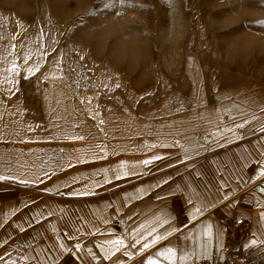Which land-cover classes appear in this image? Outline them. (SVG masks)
I'll list each match as a JSON object with an SVG mask.
<instances>
[{
  "label": "snow or ice",
  "instance_id": "obj_1",
  "mask_svg": "<svg viewBox=\"0 0 264 264\" xmlns=\"http://www.w3.org/2000/svg\"><path fill=\"white\" fill-rule=\"evenodd\" d=\"M119 2L123 5L125 0ZM104 6L113 5L105 3ZM255 23L264 26V20H257ZM15 47V44L10 45L11 49ZM37 55L39 58L30 65L33 54L30 51L25 52L22 57L23 69L19 67L15 55L11 52L5 57L8 66L3 69V78L0 79V93H5L7 98L16 96V100L6 103V97L0 96V143L15 145L35 142L33 137L26 138L25 134L37 128H43L45 132L50 133L49 143L59 139L98 141L99 132H104L107 136L108 132L102 126L109 121L101 116L102 106L93 105L87 109L69 111L65 104L61 110L59 105L71 99L61 93L56 99L57 106L53 109L47 90L42 92L47 125L24 122V116L30 109L22 107L27 102V97L19 84L20 79L31 82L30 78L39 71L43 55L42 53ZM58 78L51 77L53 80ZM90 86L95 87L91 84ZM116 88H120V85L117 84ZM17 93L20 95L17 96ZM86 99L91 105L92 98ZM84 103L85 98H81L80 104ZM245 103L247 107L244 106ZM184 107L191 108V104L181 100L176 111L182 112ZM77 111L81 115L87 111L91 118L98 122L95 125L97 134H92V125H84L87 129L84 134L64 130L65 125L60 121H66ZM224 111L228 112L234 126L225 125L221 128L219 121L215 124H197V121L205 119L199 112L194 119L185 118L187 123L194 125L189 130L198 133L197 137L187 134L181 136V132L185 130L176 125L172 126L174 130H168L167 133L141 128L145 134L154 130L158 136L167 134L179 137L170 143H160L159 146L175 147L177 153L169 155H175V159L185 167L187 175L195 177H202L204 173L193 166L194 157H200L202 152H211L214 147L224 148L241 141L242 143L236 147L229 148V152L225 153L227 159L223 162L215 158L211 160V163L216 165L215 173L219 175L218 182L212 185L214 191L209 190L207 186L197 190L193 187L192 181H186L181 185L170 175H163L153 182L136 186L133 190L117 193L121 185L116 184V181L127 180L129 177H134L138 181L144 176L152 175L148 166L155 161L166 159L161 155H152L151 158L141 159L131 165L126 160H119L94 169L70 172L61 179L53 180L51 186L40 188L46 181L52 180L60 173L78 168L79 165L98 163L110 156L119 155V147L98 142L87 148L52 147L46 150L9 148L6 157L0 155V182L41 193L43 195L40 196V200H43V203L29 197L20 201L19 205L12 207L9 212L0 209V230H3L0 234V264H62L69 257L71 259L68 264H251L253 250L264 254V199H258L264 194V187L253 188L244 195L238 193L253 180L264 178V99L257 102L243 97L241 101L226 107ZM71 127L79 129L81 124L76 123ZM202 127L205 129L204 132H201ZM212 127L218 130L208 132L207 129ZM113 135L115 136V132ZM182 141H187V144ZM157 146V143L146 144L149 148ZM89 151L92 153L91 157L88 156ZM189 162L193 164L190 165ZM166 167L174 168L175 165L169 163ZM176 175L185 179L179 170L176 171ZM261 182L264 183V180ZM108 185L113 187L108 188ZM165 185L168 186L167 192H157L156 200L163 201L168 196L183 193L187 197L186 203L191 205L187 213L189 222L215 209L218 203L229 210V214L233 208L244 204L254 205L260 209L256 218L259 228L251 230L249 239L239 247L233 246L230 252L225 244V237L220 232L216 233V243H212L213 225L210 217L191 227L188 223L181 227L176 223V217L170 213L166 204H161L149 213L133 210L126 215L121 214V209L126 208L131 202L141 201ZM100 190L105 194H117L111 199L99 201L96 205L86 202L79 206H69L55 199L95 197L101 195ZM44 195L52 199L45 200ZM117 203L119 207H116ZM30 205L36 206L28 213L17 215L21 209L29 208ZM108 209H113L112 214L104 215ZM14 216L17 218L11 220ZM117 227L120 231H117ZM29 228L32 232L27 237L21 240L14 239L15 235L24 233ZM96 235L105 238L86 242L85 237ZM9 241L14 246L11 250ZM245 257L249 259L245 261Z\"/></svg>",
  "mask_w": 264,
  "mask_h": 264
},
{
  "label": "crops",
  "instance_id": "obj_2",
  "mask_svg": "<svg viewBox=\"0 0 264 264\" xmlns=\"http://www.w3.org/2000/svg\"><path fill=\"white\" fill-rule=\"evenodd\" d=\"M11 44L16 45L15 49L10 48ZM29 46H34L35 48L32 50L30 47L29 50L31 52L34 51L32 53L33 60L30 61V64H33L35 63V60L39 58L37 53H42L43 55V51L42 49L37 48L38 46L36 44ZM23 47L25 50L21 49ZM27 47V43L21 44L19 42V44H17L15 39H0V64H3V69L8 66L5 62V57L8 56L9 52L15 55L19 67L23 69L24 64L22 57L25 52H28V50H26ZM49 59L50 60H45V64H43V59L41 60V67L39 71H37L34 76L30 78L31 82L20 79L19 87L25 91V95L27 97V102L22 105V107L30 109V112L24 116V122L26 124L32 125H47L48 119L45 115V104L42 95L43 90H47L49 94V101L53 109L56 108V99L61 93H64L71 98L70 100H65L59 105L61 110H63L65 104H67L69 111L80 108L87 109L93 105L102 106L103 110L101 111V116L105 118L106 121H109L106 122V124L102 127L108 132V135L106 136L104 132H99L98 141L92 139L85 141H69L65 139H59L53 140L51 143H49L48 140L50 139V133L45 132L43 128H37L35 131L25 134L26 138L29 136L33 137L35 142L15 145H5L0 143V155H4L6 157L9 148H15L17 150L33 148L46 150L52 147L87 148L98 142L105 144H115L117 147H119L120 154L116 156H110L107 160L99 161L98 163L79 165L78 168L70 169L68 172L60 173L59 176L53 177L52 180L46 181L45 184H41L40 188L51 186L53 180L61 179L67 176L70 172L94 169L103 165H109L119 160H126L131 165L137 163L141 159L151 158L152 155H161L165 156L166 159L162 161H155L152 165L148 166V168L152 171V175L144 176L138 181L134 177H129L127 180L116 181V184L121 185V187L117 190V193L124 192L126 190H133L134 187L153 182L155 179H158L163 175H170L172 179L176 181V183H180L181 185H184L186 181H192L193 187L197 188V190L207 186L209 190L214 191L212 185L213 183L218 182L219 175L215 173L216 165H213L211 160L215 158L223 162V160L227 159L225 153L229 152V148L236 147L237 144L242 143L241 141H237L236 144L224 148L214 147L211 152H202L200 157H194L193 166L197 170L204 173L202 177H195L194 175H187L185 172V167L175 159V155H169L170 153H177V149L175 147L164 148L159 146L160 143H170L173 139H179V137L167 134L158 136L154 130L148 131L145 134L141 131V128L155 129L167 133L168 130H174L172 129V126L176 125V127H183L185 130L184 132H181V136L187 134L188 136L197 137L199 136L198 133L189 130L193 128L194 125L187 123L185 118L190 114L196 115L197 112L200 114H203V111L208 112L210 109H212V107L217 108V112L219 114L218 117L222 119L220 121L221 128L225 125L231 126V117H229L228 112L224 111V109L231 106L233 103L241 101L243 97H248L249 99V93L251 92L249 84H243L244 81L242 80V73L240 72L242 65L237 64L235 66H226L214 59L211 55L193 58L195 60L190 61L189 66H186L185 71L182 69L179 72L178 78L174 79L164 94L159 96L145 95L143 100H140L138 89L129 88L125 90L121 87L117 89L114 86H98L97 82L91 81L94 78L92 77L90 71L87 70L86 76L79 77L82 78L81 81H73L71 79L74 77L71 76L68 77L67 82H61L59 81V78L53 80L51 79L50 72L48 70L53 68V62L55 61V58L51 56ZM200 62L202 63L201 72L198 76L193 77L194 74L192 75V73L188 72V70L193 64ZM2 78L3 70L0 69V79ZM90 84L95 85V87H91ZM234 84L238 85L240 88L239 92L237 93L231 91V86ZM16 95L19 96L20 93H17ZM0 96L6 97V94L0 93ZM88 97L92 98L91 105L87 103L86 98ZM21 98L23 99L24 97ZM81 98H85V103L83 105L80 104ZM15 100L16 96L10 98L6 97L5 102L11 103ZM181 100L190 103L191 108L184 107L182 112H177V104ZM244 106L247 107V104L245 103ZM107 109H112V111L110 112ZM225 117H228V119L226 120ZM182 121L185 122L181 124ZM60 123L65 125V131H78L79 134H84L87 131L84 125H92V134H97V128L95 125H97L98 122L93 120L87 111H85L83 115L77 111L66 121H60ZM76 123L81 124L79 129H74L71 127ZM217 130L218 129L216 127L207 129L208 132H215ZM204 131L205 129L201 128V132ZM114 132L115 136L113 135ZM41 137L44 139L42 140ZM182 142L187 144V141ZM149 143H157L158 146L156 148L146 147V144ZM91 155L92 153L89 151L88 156L91 157ZM169 163L174 164L175 167L167 168L166 165ZM189 164L192 165L193 162H189ZM177 170H179V172L184 175L185 179H181L180 176L176 175ZM190 170L191 168L189 171ZM255 181L256 180H253L251 183H249V185ZM107 187L112 188L113 185H108ZM259 187H264V183L261 182L260 184L255 185L253 188ZM167 188L168 186L166 185L162 186V189L154 190L143 200L131 202L126 208L121 209V214L126 215L128 212L133 210L136 212L142 211L144 213H149L161 204H166L170 213L176 217V223L181 227H183L185 223H188L191 227L200 221H204L206 217H210V222L213 225L212 243H216V233L220 232L225 237L226 246L229 244V241L226 238L228 224L233 219H241L243 221V225L239 230L234 243V246L236 247H239L243 242H246L249 239L251 230H257L259 228L256 218L260 209L254 205L244 204H240L237 208H233L231 210V214H229V210L224 209L223 205L218 203L215 209L205 212L203 214L205 216L202 219H199L201 217L199 216L196 218V220L189 222L187 219V213L190 210L191 205L186 203L187 197L184 196L183 193L177 194L176 196H168L163 201L156 200V193L167 192ZM253 188H251L249 191H245L241 195L249 193ZM0 189H2V191H0V209H2L4 212L11 211L12 207L18 206L20 201L26 200L29 197L34 200H38L40 203H43V200H40V196L43 194L37 193L35 191H29L14 185L9 186V184L3 182H0ZM65 191H68V189H65ZM100 191L101 195L95 197H56L55 199L59 203L69 206H79L86 202L96 205L99 201L111 199L117 194H105L103 190ZM225 191H227V189H225ZM44 199L50 200L52 198L44 195ZM258 199H264V194L258 197ZM35 206L36 205H30L29 208H23L17 215L19 216L28 213L30 209L35 208ZM116 207H119V203H117ZM112 212L113 209H108L105 211L104 215H110ZM249 213L251 215H249ZM16 218L17 217L14 216L11 218V220H15ZM11 220L9 223H11ZM111 226L112 225H109V227ZM37 227H39V225H37ZM2 231L3 230H0V234H2ZM117 231H120L119 227H117ZM31 232L32 229L29 228L24 233L15 235L14 239H24ZM103 238L105 237L96 235L85 237V240L86 242H91L96 239ZM12 247L14 246L12 245V242L9 241V250H11ZM262 256H264V254H262L260 251L253 250V259L262 262L264 261ZM70 259L71 258L69 257L68 260L63 261L62 264H68Z\"/></svg>",
  "mask_w": 264,
  "mask_h": 264
},
{
  "label": "rangeland",
  "instance_id": "obj_3",
  "mask_svg": "<svg viewBox=\"0 0 264 264\" xmlns=\"http://www.w3.org/2000/svg\"><path fill=\"white\" fill-rule=\"evenodd\" d=\"M202 0H32L33 11L23 17L16 15L0 17V39L13 40L19 31L18 24L23 23L29 32L27 49L34 50L37 45L45 52V60L53 56L60 66L64 81L74 77L73 81H81L90 71L91 81L101 87L123 89L136 88L140 100L147 96L164 94L168 86L178 78L179 72L189 66L193 58L204 54L213 56V52L222 50L227 38L234 37L238 30L221 29L222 14L206 15L207 40L200 39L198 31V5ZM261 2L260 0H250ZM105 3L112 7H105ZM264 3V0H263ZM264 8V7H263ZM135 13L146 23L137 28L138 34L146 42L147 59L135 71L127 68H114L106 61L90 54L81 44V35L94 25L110 19L116 13ZM179 14L184 21V34L179 57H169L168 66L163 57L169 53L164 41L170 20ZM258 29L264 33V26ZM75 33V34H74ZM52 48L50 51L48 49ZM242 65V64H239ZM242 69V68H241ZM240 69V72L242 73ZM189 72V70H188ZM113 74V75H110ZM109 76L118 77L108 86L102 81ZM67 77V79H66ZM70 80V79H69ZM251 111V110H249ZM231 126H234L230 123Z\"/></svg>",
  "mask_w": 264,
  "mask_h": 264
},
{
  "label": "clouds",
  "instance_id": "obj_4",
  "mask_svg": "<svg viewBox=\"0 0 264 264\" xmlns=\"http://www.w3.org/2000/svg\"><path fill=\"white\" fill-rule=\"evenodd\" d=\"M33 11L32 0H0V17H23ZM247 10L242 9L232 17L221 21V29L227 30L242 22ZM146 22L135 13L120 12L114 17L94 25L81 35L82 46L114 68L135 71L147 59L146 42L137 28ZM184 21L179 14L170 20L164 44L169 53L163 57L168 66L169 57H179L184 34ZM258 54H264V33L251 30L237 33L227 41L222 50L213 52V58L226 66L246 65Z\"/></svg>",
  "mask_w": 264,
  "mask_h": 264
},
{
  "label": "bare ground",
  "instance_id": "obj_5",
  "mask_svg": "<svg viewBox=\"0 0 264 264\" xmlns=\"http://www.w3.org/2000/svg\"><path fill=\"white\" fill-rule=\"evenodd\" d=\"M261 2H253L250 0H202L200 4L198 5V31L200 35V39L207 40V21H206V15H208V12L211 14H222L223 20H226L234 13L240 12L242 9L247 10L248 15H246L245 19L235 24V26L230 27L231 31L238 30V33L251 30L253 32L261 33L258 27L260 25L256 24L255 22L257 20H264V8L261 7V5H264L263 0H260ZM19 31L17 32V36L14 38L16 43L19 44H25L27 43L29 38V32L25 30V26L23 23L18 24ZM227 38V41H229L232 37ZM22 50H25V48H21ZM52 48L48 49L47 51H50ZM28 50V49H26ZM29 52V50H28ZM31 52V51H30ZM32 51L31 53H33ZM210 55V54H204L199 57ZM43 56H45V52L43 51ZM202 62V61H201ZM195 63L189 68V72L194 74L193 77H196L200 74L202 63ZM31 65V64H30ZM60 66L55 63L53 64V68H50L48 71L50 72V76L53 77H59V81L64 82L62 73H60ZM242 71V80L244 81L243 84L250 86L251 92L249 93V99L255 100L259 102L261 99H264V54H258L254 60L250 61L246 65H242L241 67ZM0 69L3 70V64H0ZM59 69V71L57 70ZM113 75V74H110ZM55 80V79H54ZM118 81V77H112L109 76L108 78H105V80L102 81L103 85L108 86L112 82ZM230 89V88H229ZM239 86L233 85L231 86V91L239 92ZM233 93V92H232ZM244 95V94H242ZM203 114H200L201 116L205 117L203 121H197V124H208V123H214L216 121L222 120L219 118V114L217 112V108L212 107L210 111H203ZM257 115H259V111L257 110ZM196 115H188L186 118L188 119H194ZM215 124V123H214ZM203 128V127H202ZM261 180H264V178H261ZM261 180H256L252 183L251 186L247 188L246 191H249L251 188H253L255 185H258L261 183Z\"/></svg>",
  "mask_w": 264,
  "mask_h": 264
},
{
  "label": "built area",
  "instance_id": "obj_6",
  "mask_svg": "<svg viewBox=\"0 0 264 264\" xmlns=\"http://www.w3.org/2000/svg\"><path fill=\"white\" fill-rule=\"evenodd\" d=\"M251 185L252 184L248 185L242 192H240L238 194L239 195L243 194L247 190V188ZM204 216L205 215L201 216L199 219H202ZM242 225H243V221L241 219H233L228 224V232H227L226 238L229 241V244L227 245V247L229 248L230 252L234 246V243H235L236 238H237V234H238L239 230L241 229ZM226 255H228V253H226ZM248 259H249L248 257H245V261H247ZM251 264H264V261L260 262V261H257L251 257Z\"/></svg>",
  "mask_w": 264,
  "mask_h": 264
}]
</instances>
